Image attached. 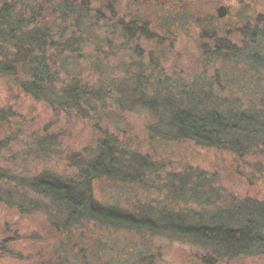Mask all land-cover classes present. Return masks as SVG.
Wrapping results in <instances>:
<instances>
[{
  "label": "trees",
  "instance_id": "trees-1",
  "mask_svg": "<svg viewBox=\"0 0 264 264\" xmlns=\"http://www.w3.org/2000/svg\"><path fill=\"white\" fill-rule=\"evenodd\" d=\"M103 1L106 4L95 8L88 0H0V79L56 114L97 121L99 114L92 115L99 108H107L108 102L115 113L140 108L153 115L156 125L148 129L150 138L157 135L165 141H190L197 146L228 152L238 161L253 158L254 153L264 149V22L259 21L257 29L249 30L246 26L241 30L240 34L248 37L251 46L236 52L217 41L220 30L210 19L205 21L200 43L213 42L203 48L209 54L208 62L238 64L239 72L255 76L260 88L258 93L245 96L218 95L216 90L227 87L223 74L201 86L197 80L181 81L157 70L159 64L153 52L148 55V67L138 61L141 57L138 52L132 54L138 59L129 58V41L136 34L141 36L142 43L152 39L148 22L133 19L126 11L119 14L116 0ZM155 19L158 26L169 27L160 16ZM104 45L109 46L103 55L106 59L124 53L119 61L122 76L119 79L110 77L113 71L98 67L95 61L102 55ZM82 48L94 50L96 59L89 61L92 55L84 57ZM81 60L94 63L79 64ZM88 71L98 76L97 81L88 80L85 76ZM82 72L87 79L82 78ZM126 92L127 97L123 95ZM13 116L11 111L0 108V125ZM11 130L15 133L11 135L7 131V136L0 137V162H4L3 154L15 140L23 136L21 125ZM35 140V144L28 142L25 157H31L34 148L47 147L52 152L51 147L57 144L52 135ZM249 165L256 167L264 181V165ZM149 167L145 159L107 135L96 141L92 159L84 168L79 167L77 184L46 171L27 184L18 176L11 177L0 170V179L8 180L0 185V193L9 190L13 178L11 185L28 186L32 193L31 197L17 196L15 205L26 203L31 211L41 208L56 215L63 207L67 218L64 226L58 222L62 227L68 229L81 222H91L115 229L145 231L154 237L173 239L180 245L188 244L195 256L200 255L196 257L199 264H228L242 257L264 254V202L223 204L220 190L204 189L200 181L190 182V191L182 194L183 198L186 196V203L198 206L197 210L186 214L162 213L157 221L151 216L102 207L93 200L95 181L109 179L141 184V176ZM34 197L43 200H34ZM45 201L51 206L44 207ZM51 218L49 215V223ZM55 263L60 264L59 260Z\"/></svg>",
  "mask_w": 264,
  "mask_h": 264
},
{
  "label": "rangeland",
  "instance_id": "rangeland-1",
  "mask_svg": "<svg viewBox=\"0 0 264 264\" xmlns=\"http://www.w3.org/2000/svg\"><path fill=\"white\" fill-rule=\"evenodd\" d=\"M88 1L95 8L106 4L103 0ZM116 1V7L121 10L119 14L126 11L133 19L148 22L152 35L151 40L142 43L141 36L136 34L129 41V58L138 52L141 54L138 61L148 67V55L153 52L159 64L157 70L164 71L169 78L197 80L201 86L223 74L227 87L216 90L218 95L245 96L256 94L260 89L255 76L239 72L238 64L208 62L209 54L203 48L213 42L204 41L201 44L200 37L203 35L202 26L210 19L211 24H216L221 32L217 41L222 45L236 52L248 49L251 43L246 35L240 33L246 26L254 30L260 26L259 21L264 22V0ZM220 7H224L226 12L222 18L217 16ZM188 9L191 12L187 13ZM152 16H160L169 27L158 26V20ZM199 20L200 24H197ZM113 44L117 46L114 41ZM108 51L109 46L104 45L102 55L97 59L91 49L83 50L82 55L87 57L91 54L89 61L95 58L98 67L113 71L110 77L119 79L122 77L119 61L124 53L106 59L103 55ZM85 63L91 65L92 62L81 60L79 64ZM84 73L82 78L87 79V76L91 82L97 81L98 76L94 73L88 71L85 76ZM127 93L123 95L127 97ZM106 105L107 108H99L92 115L96 117L99 114L97 121L68 117L53 113L41 102L33 101L0 79V108L14 115L12 120L0 125V137L7 136V131L14 134L11 128L16 125H21L24 130L23 136L16 139V143L3 154L4 162H0V170L11 177L18 176L27 184L40 177L43 171L77 184L79 167L84 168L92 159L96 141L109 135L126 150L145 159L150 167L141 176V184L109 179L95 181L92 198L102 207L151 216L155 221L162 213L194 212L198 206L186 203V196L183 198L182 194L190 191V182L199 181L204 189L220 190L223 204L255 205L264 202V181L256 167L249 165H264V149L254 153L253 158L238 161L228 152L197 146L190 141H165L157 135L150 138L148 129L156 125L153 115L140 108L115 113L108 102ZM47 135L56 137L57 144L51 147L52 152L47 147L35 149L33 145L34 154L31 157L23 155L28 149V142L35 144V138L42 139ZM12 179L9 190L0 193V264H56L55 260H59L60 264H199L196 257L200 255L195 256L194 249L188 244L180 245L173 239L154 237L145 231L115 229L91 222H81L68 229L62 227L67 218L63 207V211L56 215L41 208L37 212L31 211L26 203L15 205L17 196L25 194L31 197L32 193L28 186L19 185L17 188L11 185ZM4 183L8 180L0 179V185ZM34 200L42 201L43 198L34 197ZM42 205L51 206V203L45 201ZM49 215H52L51 223L48 222ZM228 264H264V254L242 257Z\"/></svg>",
  "mask_w": 264,
  "mask_h": 264
},
{
  "label": "water",
  "instance_id": "water-1",
  "mask_svg": "<svg viewBox=\"0 0 264 264\" xmlns=\"http://www.w3.org/2000/svg\"><path fill=\"white\" fill-rule=\"evenodd\" d=\"M225 8L224 7H220L218 10H217V16L218 18H222L225 16Z\"/></svg>",
  "mask_w": 264,
  "mask_h": 264
}]
</instances>
